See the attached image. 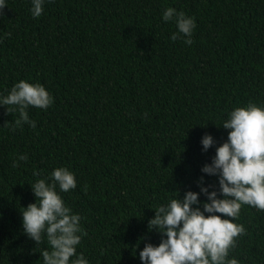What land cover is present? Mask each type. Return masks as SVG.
<instances>
[{"label": "trees", "instance_id": "obj_1", "mask_svg": "<svg viewBox=\"0 0 264 264\" xmlns=\"http://www.w3.org/2000/svg\"><path fill=\"white\" fill-rule=\"evenodd\" d=\"M4 3L0 96L24 79L54 102L27 109L35 128L0 106V264H43L47 241L28 238L21 211L57 167L77 181L60 193L87 233L77 252L142 264L139 251L161 240L154 210L201 183L218 189L201 168L227 140L220 125L235 107L264 104V0H45L38 18L31 0ZM168 7L194 18L191 45L170 39ZM205 134L216 142L207 151ZM19 154L28 159L12 167ZM235 222L245 231L226 260L264 264V211L243 205Z\"/></svg>", "mask_w": 264, "mask_h": 264}, {"label": "clouds", "instance_id": "obj_2", "mask_svg": "<svg viewBox=\"0 0 264 264\" xmlns=\"http://www.w3.org/2000/svg\"><path fill=\"white\" fill-rule=\"evenodd\" d=\"M44 3L45 0H31L34 18L41 16ZM5 6L0 0V13ZM162 20L176 26L171 40L182 37L186 45L192 44L196 28L193 17L168 7ZM53 102L43 84L24 79L13 83L6 96H0V106H12L11 110L19 113L15 120L18 127L28 124L35 128L27 109H47ZM220 126L229 130L227 140L216 147L211 163L201 168L202 173L217 176L218 189L201 183L199 192L189 190L182 199L178 195L160 204L148 225L150 231L155 229L161 235V240L158 245L146 243L139 251L142 264H238L236 259L226 258L235 247V238L245 231L235 222L241 207L248 205L264 211V104L249 102L235 107ZM215 143L210 134L201 138L203 151ZM27 159V154H19L12 167ZM33 175L40 173L34 171ZM30 186L36 201L21 211L22 227L37 245L46 239L49 248L40 252L43 264H89L83 253L77 252L87 234L80 223L82 217L60 195L76 188L75 174L67 167H57ZM201 194L206 196L203 202Z\"/></svg>", "mask_w": 264, "mask_h": 264}]
</instances>
